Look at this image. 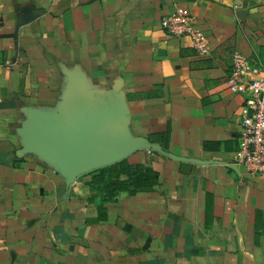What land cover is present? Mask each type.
I'll use <instances>...</instances> for the list:
<instances>
[{"label":"crops","instance_id":"crops-1","mask_svg":"<svg viewBox=\"0 0 264 264\" xmlns=\"http://www.w3.org/2000/svg\"><path fill=\"white\" fill-rule=\"evenodd\" d=\"M234 51L264 56V0H0V264H264Z\"/></svg>","mask_w":264,"mask_h":264},{"label":"built area","instance_id":"built-area-1","mask_svg":"<svg viewBox=\"0 0 264 264\" xmlns=\"http://www.w3.org/2000/svg\"><path fill=\"white\" fill-rule=\"evenodd\" d=\"M161 26L169 38L188 40L200 56L211 52V43L196 15L185 7L162 17ZM6 62L0 67H9ZM229 90L243 98L239 148L233 155V167L249 174L264 175V56L234 51L227 80Z\"/></svg>","mask_w":264,"mask_h":264},{"label":"water","instance_id":"water-1","mask_svg":"<svg viewBox=\"0 0 264 264\" xmlns=\"http://www.w3.org/2000/svg\"><path fill=\"white\" fill-rule=\"evenodd\" d=\"M234 168H236V167H234Z\"/></svg>","mask_w":264,"mask_h":264}]
</instances>
